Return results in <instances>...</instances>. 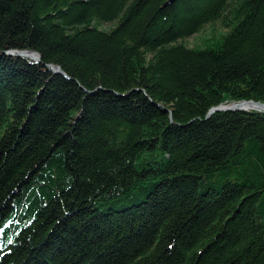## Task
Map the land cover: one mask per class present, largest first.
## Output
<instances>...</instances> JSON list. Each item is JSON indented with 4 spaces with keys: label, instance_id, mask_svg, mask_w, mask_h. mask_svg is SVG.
Listing matches in <instances>:
<instances>
[{
    "label": "trees",
    "instance_id": "1",
    "mask_svg": "<svg viewBox=\"0 0 264 264\" xmlns=\"http://www.w3.org/2000/svg\"><path fill=\"white\" fill-rule=\"evenodd\" d=\"M168 1L0 0V264H264V0Z\"/></svg>",
    "mask_w": 264,
    "mask_h": 264
},
{
    "label": "water",
    "instance_id": "2",
    "mask_svg": "<svg viewBox=\"0 0 264 264\" xmlns=\"http://www.w3.org/2000/svg\"><path fill=\"white\" fill-rule=\"evenodd\" d=\"M176 0H169L168 3H166L165 6H171L175 3ZM8 55L14 56L15 53H9ZM18 58H26L29 59L35 63L40 64L41 63V57L32 52H19L17 53ZM50 70H52L57 75H62L66 77V74L59 68L54 66H48ZM249 111H255L259 113L264 114V104L260 103H254V102H244L240 104H234L231 106H223L219 107L217 109H213L210 111V113L207 115V119L211 118L213 115L218 113H236V112H249ZM172 119V116H171Z\"/></svg>",
    "mask_w": 264,
    "mask_h": 264
},
{
    "label": "rangeland",
    "instance_id": "3",
    "mask_svg": "<svg viewBox=\"0 0 264 264\" xmlns=\"http://www.w3.org/2000/svg\"><path fill=\"white\" fill-rule=\"evenodd\" d=\"M115 24H105L101 27V30L104 31H111L114 28ZM226 31L223 30L220 25H216L214 27H207L205 29V31L201 34H198L190 39H188L185 42V45L189 48H196L198 46L202 45V41L205 38H219L221 35L225 34ZM234 105V104H232ZM227 106H231V105H227Z\"/></svg>",
    "mask_w": 264,
    "mask_h": 264
}]
</instances>
